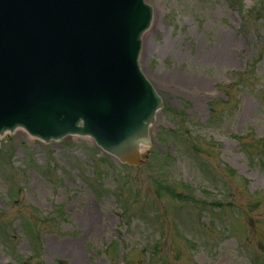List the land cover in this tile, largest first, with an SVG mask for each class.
<instances>
[{"label":"rangeland","instance_id":"rangeland-1","mask_svg":"<svg viewBox=\"0 0 264 264\" xmlns=\"http://www.w3.org/2000/svg\"><path fill=\"white\" fill-rule=\"evenodd\" d=\"M147 1L146 164L2 136L0 264H264V0Z\"/></svg>","mask_w":264,"mask_h":264},{"label":"water","instance_id":"water-1","mask_svg":"<svg viewBox=\"0 0 264 264\" xmlns=\"http://www.w3.org/2000/svg\"><path fill=\"white\" fill-rule=\"evenodd\" d=\"M147 2L0 0V136H90L120 163L142 165L162 106L139 59Z\"/></svg>","mask_w":264,"mask_h":264},{"label":"trees","instance_id":"trees-1","mask_svg":"<svg viewBox=\"0 0 264 264\" xmlns=\"http://www.w3.org/2000/svg\"><path fill=\"white\" fill-rule=\"evenodd\" d=\"M235 137H236V136H235ZM237 137H238L240 140H243V139H245V138L247 137V135H246V136L238 135ZM171 195H175L174 192H173V193L171 192ZM180 197H181V196H180ZM35 227H36V226H34V228H35Z\"/></svg>","mask_w":264,"mask_h":264},{"label":"bare ground","instance_id":"bare-ground-1","mask_svg":"<svg viewBox=\"0 0 264 264\" xmlns=\"http://www.w3.org/2000/svg\"><path fill=\"white\" fill-rule=\"evenodd\" d=\"M222 53H223V52H222ZM220 56H222V58H220ZM223 56H224V55L220 53V54H219V58H220L219 60H222V59H223ZM155 89H156V88H155Z\"/></svg>","mask_w":264,"mask_h":264}]
</instances>
